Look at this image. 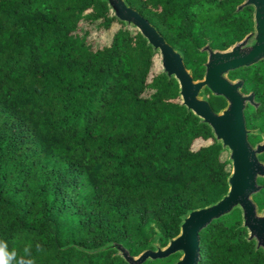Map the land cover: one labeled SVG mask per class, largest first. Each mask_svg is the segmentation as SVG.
<instances>
[{"label": "trees", "instance_id": "1", "mask_svg": "<svg viewBox=\"0 0 264 264\" xmlns=\"http://www.w3.org/2000/svg\"><path fill=\"white\" fill-rule=\"evenodd\" d=\"M124 1L181 53L194 80L205 74V45L225 50L254 31V7L238 9L245 0ZM157 54L107 0H0V242L17 260L129 264L105 246L119 243L132 256L165 247L190 210L227 194L226 148L182 104ZM227 76L254 93L245 119L255 146L264 134V59ZM203 92L216 112L227 106ZM258 183L260 212L264 177ZM248 236L235 207L200 231L198 264H264V248Z\"/></svg>", "mask_w": 264, "mask_h": 264}, {"label": "water", "instance_id": "2", "mask_svg": "<svg viewBox=\"0 0 264 264\" xmlns=\"http://www.w3.org/2000/svg\"><path fill=\"white\" fill-rule=\"evenodd\" d=\"M107 1L113 14L127 25L136 27L154 50L160 52L163 70L178 80L182 104L211 126L216 138L230 150L232 167L227 194L213 204L190 210L183 217L180 233L171 238L165 247L146 249L137 256L130 255L119 243H109L105 248H116L129 264L163 258L176 252H181L182 256L174 264H198L200 231L235 207L242 210L243 225L249 231L248 238H254L257 247L264 248V209L260 214L252 198L261 188L258 178L264 177V161L259 157L264 153V134L263 140L255 146L249 141V133L253 130L247 128L245 108L247 103L256 104L254 93H242L243 80H231L227 76L230 71L264 59V0H245L238 7H254V31L225 50L212 49L209 45L203 47L208 52V58L204 77L200 80H194L181 53L136 9L124 0ZM206 87L228 102L220 112L213 109L208 98L200 97Z\"/></svg>", "mask_w": 264, "mask_h": 264}, {"label": "rangeland", "instance_id": "3", "mask_svg": "<svg viewBox=\"0 0 264 264\" xmlns=\"http://www.w3.org/2000/svg\"><path fill=\"white\" fill-rule=\"evenodd\" d=\"M116 28H117V24L115 23V24L113 25L112 29H110V30H108V31H106V32L104 33V38H105L106 41H109V40H110L111 35H112L113 31H114ZM156 63H157L158 66L162 67L161 54H160L159 51H158V54H157V56H156ZM207 96H208V95H207L205 92L201 93V95H200L201 98H207ZM258 128L261 129L262 131H264V125L261 124V122H259V124H258ZM201 144H203V142L199 141V142H196V143H195V146H199V145H201ZM222 158H224V159H226V158H227V159H230V150H229L228 148L223 152V154H222ZM230 165H231V163H230ZM231 167H232V166H231ZM259 213L261 214L262 212L260 211ZM154 242H155L156 244H158V245H163V238H161L160 235L157 234V235L155 236V241H154Z\"/></svg>", "mask_w": 264, "mask_h": 264}, {"label": "clouds", "instance_id": "4", "mask_svg": "<svg viewBox=\"0 0 264 264\" xmlns=\"http://www.w3.org/2000/svg\"><path fill=\"white\" fill-rule=\"evenodd\" d=\"M14 260L16 264H32L31 260H17L15 253L7 251L6 245L0 242V264H12Z\"/></svg>", "mask_w": 264, "mask_h": 264}]
</instances>
